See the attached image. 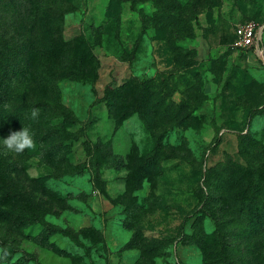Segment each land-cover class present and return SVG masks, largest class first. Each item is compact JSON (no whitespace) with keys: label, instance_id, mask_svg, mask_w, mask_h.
<instances>
[{"label":"rangeland","instance_id":"374dc122","mask_svg":"<svg viewBox=\"0 0 264 264\" xmlns=\"http://www.w3.org/2000/svg\"><path fill=\"white\" fill-rule=\"evenodd\" d=\"M246 22L264 0H0V264H264Z\"/></svg>","mask_w":264,"mask_h":264},{"label":"built area","instance_id":"2783aa9c","mask_svg":"<svg viewBox=\"0 0 264 264\" xmlns=\"http://www.w3.org/2000/svg\"><path fill=\"white\" fill-rule=\"evenodd\" d=\"M260 27L252 22L237 25L234 31L236 37L235 45L243 48H251L256 51L258 55H262L264 50L260 46V42L262 41V39H259Z\"/></svg>","mask_w":264,"mask_h":264},{"label":"clouds","instance_id":"9594fccd","mask_svg":"<svg viewBox=\"0 0 264 264\" xmlns=\"http://www.w3.org/2000/svg\"><path fill=\"white\" fill-rule=\"evenodd\" d=\"M37 112L34 110L32 116L35 117ZM3 144L15 153H22L26 148H30L32 141V134L30 130L23 127L20 131H13L7 137L2 138Z\"/></svg>","mask_w":264,"mask_h":264},{"label":"trees","instance_id":"16d2710c","mask_svg":"<svg viewBox=\"0 0 264 264\" xmlns=\"http://www.w3.org/2000/svg\"><path fill=\"white\" fill-rule=\"evenodd\" d=\"M45 27H46V30H45ZM43 32H44V37H46V44H47V49H49L50 47H52L53 46V37H52V34H51V32H50V30H49V27L47 26V25H45L44 27H43ZM260 46L263 48V50H264V40H262L261 42H260ZM259 61H261V60H259ZM5 72H4V77H5ZM1 80H0V88H2V84H1ZM0 96L2 97V98H5V96H6V90L5 91H3L2 93H0ZM256 217H258L259 219H261V218H263L264 217V215H256ZM187 221H188V219L187 218H185L184 219V221H183V223L181 224V230L183 229V227L186 225V223H187Z\"/></svg>","mask_w":264,"mask_h":264},{"label":"water","instance_id":"95a60500","mask_svg":"<svg viewBox=\"0 0 264 264\" xmlns=\"http://www.w3.org/2000/svg\"><path fill=\"white\" fill-rule=\"evenodd\" d=\"M263 29H264V25H262L260 27V30H259V39L261 40L262 39V32H263ZM264 53H262V55H259V58L260 60H262L264 62V56H263Z\"/></svg>","mask_w":264,"mask_h":264}]
</instances>
